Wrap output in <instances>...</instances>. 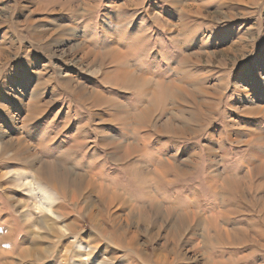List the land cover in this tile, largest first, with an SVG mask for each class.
<instances>
[{
	"label": "rangeland",
	"instance_id": "obj_1",
	"mask_svg": "<svg viewBox=\"0 0 264 264\" xmlns=\"http://www.w3.org/2000/svg\"><path fill=\"white\" fill-rule=\"evenodd\" d=\"M0 264H264V0H0Z\"/></svg>",
	"mask_w": 264,
	"mask_h": 264
},
{
	"label": "bare ground",
	"instance_id": "obj_2",
	"mask_svg": "<svg viewBox=\"0 0 264 264\" xmlns=\"http://www.w3.org/2000/svg\"><path fill=\"white\" fill-rule=\"evenodd\" d=\"M116 53H118V51ZM21 185L24 186V187H27L28 189L30 188L31 189L30 193H32L34 191V189H36V187H37V186L36 187L34 186L35 185L34 183H32V182H25V181H23V179L21 180ZM33 186L35 187L34 189H33ZM36 190L38 191V189H36ZM41 196H42V198H40L38 200L39 203H38V205H36V208L38 210H40L41 212L47 213L48 215H53V212H52L53 200H52V198L48 194H45V193L44 194H41ZM223 233H225V232H223ZM250 243H253V242H250Z\"/></svg>",
	"mask_w": 264,
	"mask_h": 264
}]
</instances>
